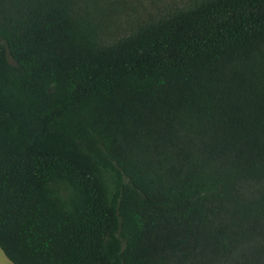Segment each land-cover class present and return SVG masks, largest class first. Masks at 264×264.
<instances>
[{
  "label": "trees",
  "instance_id": "1",
  "mask_svg": "<svg viewBox=\"0 0 264 264\" xmlns=\"http://www.w3.org/2000/svg\"><path fill=\"white\" fill-rule=\"evenodd\" d=\"M98 0H0V249L13 264H264V0H187L104 43Z\"/></svg>",
  "mask_w": 264,
  "mask_h": 264
},
{
  "label": "rangeland",
  "instance_id": "2",
  "mask_svg": "<svg viewBox=\"0 0 264 264\" xmlns=\"http://www.w3.org/2000/svg\"><path fill=\"white\" fill-rule=\"evenodd\" d=\"M187 0H98L99 9L90 8L97 23L98 38L111 43L165 9Z\"/></svg>",
  "mask_w": 264,
  "mask_h": 264
},
{
  "label": "crops",
  "instance_id": "3",
  "mask_svg": "<svg viewBox=\"0 0 264 264\" xmlns=\"http://www.w3.org/2000/svg\"><path fill=\"white\" fill-rule=\"evenodd\" d=\"M0 264H13L0 249Z\"/></svg>",
  "mask_w": 264,
  "mask_h": 264
}]
</instances>
